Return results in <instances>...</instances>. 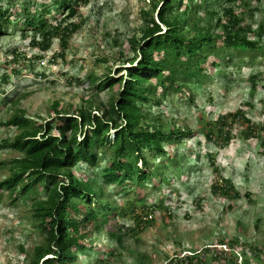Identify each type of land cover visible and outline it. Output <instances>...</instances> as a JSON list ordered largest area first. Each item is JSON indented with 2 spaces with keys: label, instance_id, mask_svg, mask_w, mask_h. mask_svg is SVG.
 Returning a JSON list of instances; mask_svg holds the SVG:
<instances>
[{
  "label": "trees",
  "instance_id": "obj_1",
  "mask_svg": "<svg viewBox=\"0 0 264 264\" xmlns=\"http://www.w3.org/2000/svg\"><path fill=\"white\" fill-rule=\"evenodd\" d=\"M14 1L0 0V37L5 35L6 27H20L25 39L30 31V43L42 53L34 59H43L58 39L59 50L52 59L66 62L69 40L80 29L73 20L80 13L82 1L87 4L88 0H24L21 5ZM217 1L225 3L221 16L207 7L212 0H152L151 10L142 12L141 37L130 39L133 57L121 60L130 65L124 70L126 77L121 75V68L115 73L110 69L103 77L89 75L93 96L88 105L71 109L55 103L45 123L33 122L20 109L1 123L20 133L2 140L0 149L10 148L23 156L10 163L0 162V167L9 171L0 182V201L5 192L14 204L24 197H34L31 206L43 236L33 249L30 264H76L78 255L93 247L88 239L103 229L109 213H114L115 220L133 216L139 223L150 210L168 211L163 197L153 206L147 204L146 198H134L119 208L107 197V188L117 187L118 194L125 197L152 184L154 190H163L164 184L181 177V164L187 154L179 152V146L197 132L174 124L165 129L159 120L145 113V104L161 106L171 93L187 96L190 86L202 85L211 78L209 66L220 68L228 65L227 61L233 62L235 50L261 51L264 55V23L253 30L251 25H242L243 12L236 11L249 7L248 2ZM59 12L62 16L54 19L52 14ZM11 54L14 66L10 72L18 75L17 67L25 56L17 49ZM258 77L264 79L260 75L253 77L254 89V79ZM1 81L3 102L16 106L20 98L5 96L3 85L10 84V76L4 74ZM81 81L76 78L71 83ZM107 91L112 93L108 104L97 101L98 95ZM236 125L245 127L240 134L244 140L259 141L263 137L264 123L255 124L241 109L207 122L203 133L209 146L218 149L212 152L208 146L204 155L214 175L212 192L226 198H239L240 193L232 179L222 174L216 160L235 141ZM197 144L203 145L201 140ZM260 145L264 155V142ZM103 150L112 155L97 173L105 159ZM82 165L86 167L84 173ZM138 212L145 216L141 219ZM109 235L117 246L122 245L121 231ZM239 239L224 236L201 251L188 250L184 256L180 253L169 258L167 264H264V246L251 248L252 261L244 252L247 244ZM117 250H111L107 258H114ZM141 259L137 263H145L147 257Z\"/></svg>",
  "mask_w": 264,
  "mask_h": 264
},
{
  "label": "rangeland",
  "instance_id": "obj_2",
  "mask_svg": "<svg viewBox=\"0 0 264 264\" xmlns=\"http://www.w3.org/2000/svg\"><path fill=\"white\" fill-rule=\"evenodd\" d=\"M14 2L21 5L24 0ZM246 2L249 7L242 5L243 8L236 11L243 12L242 25H251L253 30H258L264 23V0ZM224 4L212 0L207 7L219 11L221 16ZM151 8L152 0H88L87 4L82 1L80 13L73 20L80 24V29L69 40L66 62L60 58L52 59L59 50L58 39L53 41L51 50L43 59H34L42 53L30 43L32 33L28 31L25 39L20 27H6L5 35L0 37V83L4 82L2 76L8 74L10 84L3 85L5 96L20 99L16 106H12L5 104L0 95V142L20 133L15 127L1 125L15 109L23 110L33 122L45 123L51 118L55 103L71 109L88 105L87 101L93 96L89 75L103 77L108 70L115 73L121 68V75L126 77L124 70L130 65L122 61L133 57L130 39L141 37L142 12ZM52 16L55 19L62 14L53 13ZM14 49L25 56L17 67L18 75L10 72L14 66L11 63ZM233 55L234 61H227L228 65L209 66L211 78L202 85L190 86L187 96L171 93L161 106L144 105L145 113L151 119L159 120L165 129H171L174 124L197 132L193 139L179 146V152L187 154L181 164V177L174 178L171 184H164L163 190H154L152 184L137 188L134 194H125V197L118 194L117 187L107 188V197L119 208L134 198H146L147 204L153 206L163 197L168 211L156 208L150 210L147 217L138 212L141 219L147 218L139 223L133 216L115 220L114 213H109L110 220L107 219L103 229L88 239L93 247L80 253L76 264H139L137 261L142 256L147 257L143 264H167L169 258L180 253L184 256L188 250L201 251L224 236L240 238V242L248 246L244 248L247 257L254 260L251 248L264 246V155L260 145L264 142V134L259 141H247L240 137L245 127L236 125L233 130L235 141L217 155L218 168L232 179L240 193L239 198H226L212 192L214 175L204 157L211 147L203 136L207 122L241 109L255 124L264 123V79H254L256 89L252 81L257 75L264 76V55L261 51L241 50H235ZM76 78L82 81L71 83ZM117 94L115 91L114 96ZM111 96L109 91L100 93L97 101L108 104ZM198 140L203 145H198ZM211 148L212 152L218 150ZM103 153L105 159L101 160L97 173L112 155L104 150ZM22 156L10 148L0 149L1 163H10ZM81 170L84 173L86 167L82 165ZM8 175V169L0 167V182ZM8 196L9 193L5 192L0 201V264H30L33 249L43 238L31 206L34 197H24L14 204ZM118 231L123 233L120 246L109 235ZM114 248L118 249L115 257L107 258ZM239 254L245 259L242 251ZM242 258L239 257V261Z\"/></svg>",
  "mask_w": 264,
  "mask_h": 264
}]
</instances>
